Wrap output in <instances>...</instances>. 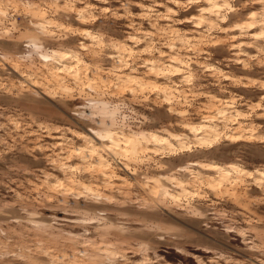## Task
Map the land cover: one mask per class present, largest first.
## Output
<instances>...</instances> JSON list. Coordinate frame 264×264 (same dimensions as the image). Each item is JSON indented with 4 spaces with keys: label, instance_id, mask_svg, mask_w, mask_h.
<instances>
[{
    "label": "rangeland",
    "instance_id": "1",
    "mask_svg": "<svg viewBox=\"0 0 264 264\" xmlns=\"http://www.w3.org/2000/svg\"><path fill=\"white\" fill-rule=\"evenodd\" d=\"M0 264H264V0H0Z\"/></svg>",
    "mask_w": 264,
    "mask_h": 264
},
{
    "label": "bare ground",
    "instance_id": "2",
    "mask_svg": "<svg viewBox=\"0 0 264 264\" xmlns=\"http://www.w3.org/2000/svg\"><path fill=\"white\" fill-rule=\"evenodd\" d=\"M215 5H216V4H214V3L212 4V6H215ZM190 128H192V127H190ZM89 131H91V130H89ZM193 131H194V130H193ZM91 133L94 134L93 131H91ZM95 134H96V133H95ZM100 135H102V134H100ZM104 135H105V134H104ZM104 135H103V136H104ZM94 136H95V135H94ZM98 136H99V135H98ZM103 136H102V137H103ZM106 136H107V134H106ZM171 136H172V135H171ZM175 136H177V135H175ZM95 137H96V136H95ZM105 138H106V137H105ZM107 138H108V137H107ZM109 138L111 139V136H110ZM153 138H154V137H153ZM172 138L175 139V137H172ZM97 140H98V138H97ZM157 140H158V139H157ZM177 140H178V139H177ZM163 142H164V144H167V140H166V139H165ZM112 143H113V142H112ZM135 143H136V142H135ZM133 144H134V143H133ZM161 144H162V142H161ZM117 145H118V144H117ZM113 146H114V145H113ZM115 146H116V145H115ZM107 149H108V148H107ZM109 153H110V152H109ZM114 153H115V152H114ZM209 167H211V166H209ZM219 167H220V166H219ZM203 168H204V167H203ZM206 168H208V167H206ZM216 168H217V167H216ZM216 168H215V170H216ZM227 168H228V167H227ZM211 171H212V170H211ZM216 173H218V172H216ZM166 180H167V179H166ZM172 180H173V179H172ZM170 181H171V180H170ZM166 182H167V181H166ZM173 182H174V180H173ZM171 183H172V182H171ZM178 185H179V184H178ZM172 197H173V196H172Z\"/></svg>",
    "mask_w": 264,
    "mask_h": 264
}]
</instances>
